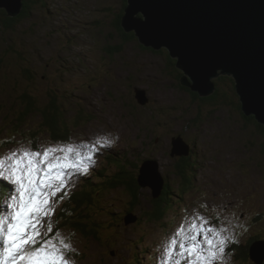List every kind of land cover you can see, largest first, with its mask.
<instances>
[{
    "label": "rangeland",
    "instance_id": "1",
    "mask_svg": "<svg viewBox=\"0 0 264 264\" xmlns=\"http://www.w3.org/2000/svg\"><path fill=\"white\" fill-rule=\"evenodd\" d=\"M122 2L39 0L15 33L0 28V102L15 106L25 86L12 78L21 77L25 67L35 75L36 98L59 101L69 133L68 142H55L35 116L13 128L11 114L7 118L6 107L0 108V157L32 150L29 143L34 139L39 149L71 144L86 152L85 145L106 138L114 142L94 154L87 178L93 169L105 173L101 178L115 174L111 157L137 167L144 160L163 181L161 195L169 188L171 206L161 221L149 217L155 200L150 186L139 188L136 202L122 187L101 192V202L90 208L97 239L63 227L62 205L53 197L55 211L47 222L72 244L76 251L67 257L75 264H161L164 246L181 225L187 235L193 234L188 225L194 217H204V227L223 228L224 235L234 238L224 260L240 264L236 246L264 239V133L255 119L248 121L233 106L239 100H229L230 92L234 94L231 77L220 84L227 93L226 105L213 104L180 85L164 48L154 51L132 40L111 55L107 48L122 41L111 25ZM9 46L21 52L20 59ZM136 91H145L147 102H139ZM177 140L183 147L174 148ZM76 174H71V183ZM198 241L203 243L202 235ZM177 258L174 254L173 264ZM260 258L253 254L248 263L264 264V259L255 261Z\"/></svg>",
    "mask_w": 264,
    "mask_h": 264
},
{
    "label": "water",
    "instance_id": "2",
    "mask_svg": "<svg viewBox=\"0 0 264 264\" xmlns=\"http://www.w3.org/2000/svg\"><path fill=\"white\" fill-rule=\"evenodd\" d=\"M0 9L15 17L22 0H0ZM121 27L145 48L166 49L182 73L180 85L200 97L214 92L213 79L231 77L242 114L264 126V0H126ZM136 92L139 102H147ZM177 141L174 148L183 147ZM145 165L139 186H150L158 198L163 181ZM253 254L261 263L264 241L251 245Z\"/></svg>",
    "mask_w": 264,
    "mask_h": 264
},
{
    "label": "snow or ice",
    "instance_id": "3",
    "mask_svg": "<svg viewBox=\"0 0 264 264\" xmlns=\"http://www.w3.org/2000/svg\"><path fill=\"white\" fill-rule=\"evenodd\" d=\"M113 142L98 138L85 145L86 152L70 144L42 150L17 149L0 157V179L10 185L0 211V264H75L67 253L76 250L47 222L55 211L52 198L71 183V174H86L94 163V154ZM204 224V217H194L188 225L192 235H187L181 225L164 246L161 264H173L174 254L178 257L174 264H226L225 248L234 238L224 235L223 228ZM201 235L202 244L198 241Z\"/></svg>",
    "mask_w": 264,
    "mask_h": 264
},
{
    "label": "trees",
    "instance_id": "4",
    "mask_svg": "<svg viewBox=\"0 0 264 264\" xmlns=\"http://www.w3.org/2000/svg\"><path fill=\"white\" fill-rule=\"evenodd\" d=\"M38 3L39 0H22L21 12L15 17L9 16L4 9H0L1 30L9 31L10 33H15L17 31L16 27H18L24 19L26 18L28 19L30 17L31 10ZM125 7H126V0H123L121 11L114 17V20L111 23L112 27L116 29L117 32L122 37V41H120L118 44H113L107 48V50L110 51L111 55H115L118 52H120L126 41L128 43L129 41L132 40L138 41L133 32L126 33L121 27V18L124 14ZM9 48L12 50V52L15 51L12 54H17V57L19 59L21 58L20 55L21 52L16 51L12 46H9ZM146 49H150V48H146ZM166 53L169 56V53L167 51ZM171 61L174 63V65L176 64L175 59L171 58ZM21 69L24 70L23 74H21V77L20 74H18L16 78H12L14 81H19L24 84L25 87L20 88L22 92L21 96L18 98V100H15V106L14 104H9L10 106H8L2 100V102H0V108L2 109L3 107H6L7 109L6 117L9 113L11 114L12 117L11 123L13 124V128L23 127L24 122L25 120L28 119V117L35 116L39 118V124L41 130H43L44 133H47L49 136H51L53 141L68 142L69 141V133L67 130L68 123L67 120L65 119V115H64L65 112L63 111V109H61L60 103H58L59 101L55 100V97H53L52 95L50 96L53 97L51 98V100L39 101V99H37L35 94L33 93V88H32L35 75L34 74L32 75L29 69H25V67H21ZM1 76H2L1 78L7 79V75L1 74ZM226 79L228 78H226L225 76H220L217 79H215L214 80L216 86L215 91L210 96L201 98V101L213 103V104H221V105L225 104L226 98H224V96L227 97V93L224 89H222L220 84ZM229 80L232 82L233 85L234 83L233 79L229 78ZM188 91L190 92L189 89ZM55 95L56 98L59 99L60 96L57 97L58 94L56 92ZM192 95L195 98L197 97L196 93H192ZM234 95L236 97L235 89H234V94L231 95L230 92V97H234ZM64 96L65 95H62L63 98ZM230 97L229 100H233L232 98L230 99ZM221 99H223L224 101L222 103H219L218 100ZM233 106H235V108H237V110L240 113H242L240 109V102L237 101L235 103L233 101ZM245 118L248 119V121L254 119V117L252 116ZM255 125L259 130H261L264 133V126L258 124L257 122L255 123ZM35 141L36 140L34 139V141H30L29 144L31 145L32 149L37 150L39 148L35 144ZM109 160H110L109 165H112L114 163L115 168L117 169L116 173L110 175L109 178H101V176L103 177L105 173H103V171L99 169L98 172H96V177L92 181L91 179L85 180L84 182L85 187L79 190L78 192H75L73 196L70 197L67 203L65 204L63 211H61V220H62L61 225H63V227L72 229L75 232H78L79 234L85 237H92L94 239H97L98 229L91 228V226L94 227L96 225L94 220L92 219V210H90V208L97 206L101 202L102 199L101 192H109L111 189L122 187L129 194V196L133 198L134 202L138 200L139 198L138 190L140 188L138 183V178L140 174L139 169L141 167V164L140 166L137 167V165H134L127 161H124L123 163L117 162V160L114 159L113 157H111ZM128 167H130V170L133 171L135 170V171L133 172L127 170ZM106 186L107 188H105ZM164 191L165 192H163L162 195H160L158 198H154L155 200L152 201L153 213H151L149 217L152 218L153 220H157V221L163 220L167 216L170 210L169 209V207L171 206L170 199L167 197L169 188L165 187ZM130 205L132 206L133 204ZM126 212L128 215H130L129 213L130 210ZM254 241L256 240L255 239L251 240L248 243V245H246V247L244 248L242 247H236L237 249L235 248L234 250L235 255L240 264H249L248 260L251 259L249 247Z\"/></svg>",
    "mask_w": 264,
    "mask_h": 264
},
{
    "label": "flooded vegetation",
    "instance_id": "5",
    "mask_svg": "<svg viewBox=\"0 0 264 264\" xmlns=\"http://www.w3.org/2000/svg\"><path fill=\"white\" fill-rule=\"evenodd\" d=\"M168 66H169V69H171V71L173 72L172 74H173V76L175 77V75H176V77H178L179 78V80H180V78H181V76H182V73L175 67V65H174V63L170 60V59H168ZM179 73V74H178ZM179 75H180V77H179ZM186 88V87H185ZM192 93H194V92H191L190 91V94H192ZM236 94V93H235ZM193 96V95H192ZM237 96V95H236ZM194 97V96H193ZM235 97V96H234ZM234 97L232 98L233 100H239V98L238 97H235V99H234ZM227 100V99H226ZM224 100L223 99H221L220 101H218L219 103H222ZM239 102V101H238ZM144 163V160H142V163H141V165ZM165 192V191H164Z\"/></svg>",
    "mask_w": 264,
    "mask_h": 264
},
{
    "label": "bare ground",
    "instance_id": "6",
    "mask_svg": "<svg viewBox=\"0 0 264 264\" xmlns=\"http://www.w3.org/2000/svg\"><path fill=\"white\" fill-rule=\"evenodd\" d=\"M166 51H167V50H166ZM219 77H220V76H219ZM217 78H218V77H217ZM215 79H216V78H215ZM215 79H213V83H214V80H215ZM214 85H215V83H214ZM215 89H216V86H215ZM215 89H214V91H215ZM143 95H145V91L143 92ZM145 99L147 100L146 95H145ZM155 163H156V165H158V163H157L156 161H155ZM140 168H141V167H140ZM139 170H140V169H139ZM73 199H74V198H73ZM2 203H3V202H2ZM88 206H89V205H88ZM133 223H134V222H133ZM56 227H57V226H56ZM253 243H255V241H254ZM253 243H252V244H253ZM252 244H251V245H252ZM251 245H250V247H251ZM250 247H249V249H250ZM147 248H148V247H147Z\"/></svg>",
    "mask_w": 264,
    "mask_h": 264
}]
</instances>
